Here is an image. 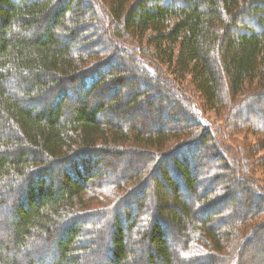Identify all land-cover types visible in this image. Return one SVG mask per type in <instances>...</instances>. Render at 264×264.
<instances>
[{
  "label": "trees",
  "instance_id": "obj_1",
  "mask_svg": "<svg viewBox=\"0 0 264 264\" xmlns=\"http://www.w3.org/2000/svg\"><path fill=\"white\" fill-rule=\"evenodd\" d=\"M186 77L217 108L220 139ZM114 88L119 96L100 101ZM260 104L264 0H0V213L11 221L0 264H35L17 256L58 231L51 264H243L264 242L253 222L264 191L240 175L237 215L244 146L233 155L220 140ZM235 129L231 140L245 131ZM108 158L121 167L100 170ZM172 159L178 167H162ZM218 182L225 196L209 188ZM8 248L16 255L5 258Z\"/></svg>",
  "mask_w": 264,
  "mask_h": 264
},
{
  "label": "rangeland",
  "instance_id": "obj_2",
  "mask_svg": "<svg viewBox=\"0 0 264 264\" xmlns=\"http://www.w3.org/2000/svg\"><path fill=\"white\" fill-rule=\"evenodd\" d=\"M163 70L166 71V69H163ZM189 79H190L189 77H186L187 81H185L186 88H187V92H186L187 95L194 97L193 102H195L196 104L198 103L197 107H198L199 113L197 111V114H199L201 119H204L211 126H213L214 131L216 133V137H219V139H220V137H221V128H219L218 125L223 124V122H221V117L218 114L217 108L216 107L213 108V107L208 106L209 107V109H208L207 107L204 106V101L201 100L202 98L199 96L198 91L191 84V81L189 83ZM117 90H118V88L109 89L107 92H104V93H106L105 95H103V94L101 96L98 95L100 101L106 102V101L115 99V97L113 98V96H119V95H116ZM139 90H141V89H139ZM158 93H159L160 96L163 95V92H161V91L158 92ZM64 94L66 95V93H64ZM118 98H120V97H118ZM124 100L120 99L119 103L123 104V102H125ZM198 100H199V102H198ZM56 102H58V101H56ZM96 102H97V100L95 98L94 101L90 102L91 106H95ZM228 106L229 105H227L226 107H228ZM51 108H53L52 105H51ZM225 109H227V108H225ZM259 111H261V113ZM253 113H254V115L250 114L249 118L246 117V113H245V114H243V116H244L243 120H240V121L238 120L239 122L236 121V123H235V120H234V123L231 124V125H233V124L234 125L235 124L236 125L237 124L240 125L238 127L241 128L242 130H245L244 132H242V133L240 131L236 132V134L233 136V140H231L230 139L231 136L236 131L235 128H238L237 126H233L232 130L229 132V138H224V139L220 140L221 144L225 142V143H227V144L232 146L233 155H234V153L237 154L236 151H235L236 148H239V147L243 148V146H244L243 151L239 152L240 153L239 155H236V160H238V162L240 164V166H237V171L235 172L236 178L233 180L234 181L233 184L235 186L233 190L236 193L239 192L236 195L237 197L235 196L236 199L239 198L238 195L241 193L239 191V189H236V185H238V180H240V177L244 176V175L246 176L245 180H247L245 182L252 183V185L256 184L260 191L261 190L264 191V130L262 132V128L264 129V104H260L257 107L256 111L253 112ZM113 115L115 116V118H117V117H118V119L120 118L119 114L115 113ZM104 116L105 117H109V118H114L112 116L107 115L106 113L105 114L103 113V117ZM152 116H153V114L152 115L143 114L142 118L140 116H137V119L141 120V121H143L145 123V121L146 122H150ZM252 116H254V117H252ZM227 120H229V119H227ZM163 121H164L165 124L167 123L166 119H163ZM246 121L251 124V125H248V126H250V128H253V126H257L256 124H254V122L255 123L257 122V124H259V126H260V127H258L259 129L256 128L257 131H254V129H249V127H247L246 124H245ZM214 123L217 124V125H213ZM216 140H218V138H216ZM227 148L232 150L229 146H227ZM246 148H248L249 150H252L251 153L250 152L247 153V149ZM244 152L247 155V158H249L247 163H245V164H243V161L241 160V159H244L243 155L241 154V153H244ZM199 155H201V153ZM184 159L187 162L186 166H187L188 169H189V163H190L191 166H194V161H193V158H192L191 155L185 154L184 155ZM212 159H214V158H211V160ZM120 161H121V159H119V158H117V159L108 158V159H106L107 164L104 165V163H103V165H101L100 170H105L106 168H107L106 171H111L114 168L118 169V168L121 167V162ZM136 162L138 164H144L145 161L139 160V161H136ZM167 162L169 163V167L167 165L166 166L162 165L163 168L167 167V169L172 170L175 167H178V166H176L174 164V160L173 159L172 160H168ZM218 163H216L215 160H212L211 164H212L213 167H215ZM111 166H112V168H110ZM246 168H247V174H245L246 173ZM128 171L131 172V173L133 172V170H128ZM212 171H213V169H212ZM237 172H239V174H237ZM192 174H193V172H192ZM210 175H215V174H213V173L212 174H206V175L204 174L203 178H205L207 176H210ZM161 176L163 178L162 174H161ZM55 177L58 178V175H56ZM202 179L200 178L199 181H202ZM231 179H233V176H231ZM162 181H164V179H162ZM183 181L184 180H182V182ZM165 184H167V182H165ZM179 184L177 183L178 187H179ZM155 186H156V184H155ZM166 186H168V185H166ZM215 186H217L216 187V193L219 196L220 195L225 196L226 193H224V189H222V187L220 186V182H218L216 185H213V184L210 185L209 188L210 187H215ZM205 188H208V186H205L203 189H205ZM183 189H184L183 190L184 193L186 194L185 195V197H186L185 201L189 202V201L193 200L192 194H190L189 190L185 189V187ZM221 190L223 192H221ZM201 192H202V189H201ZM180 194L183 196V192L180 191ZM20 195H21V193H19V196H15L14 198H12L13 201L11 202V207H12V205H14V200H16V203H18V202L21 203V198H20L21 196ZM243 197H244V200H249L250 199L248 194H246V193L243 194ZM239 199H237V202H236L237 206L235 204V206L238 208V211H239L237 213L238 216H240V214H241V212H240L241 211V209H240L241 202L239 201ZM194 201L192 203H194ZM189 204L191 205V203H189ZM232 206H233V204H231L230 206H226L224 204H220L219 205V207L225 209L227 211V213H231L230 208ZM6 213L7 212L0 213V231L4 233V234L0 233V235H1L0 241L1 240L4 241L5 238H8V239L11 238V236H9V234H8L9 231L6 232V230H2L4 225H8L9 223H11L10 216L7 217ZM228 215H230V214H228ZM227 218H229V216H226V219ZM226 219L224 218L223 220L226 221ZM253 222L256 223V225H260V224L263 225L264 224V216L261 217L258 220L253 221ZM172 230L173 231L170 232L169 235L167 236L168 240L171 239V241L176 240L177 237H178L177 236L178 233L175 231V229H172ZM62 237L63 236H61L60 232L58 231L57 234L54 235L53 241H57L59 239H62ZM261 237L264 238L263 235ZM63 239H65V238H63ZM53 241L52 240H50V241H44V240L43 241H39L37 244L32 246V248H31L32 252L24 254V255H21L20 257L17 256L18 260L21 261V262L22 261L23 262L26 261L27 263L34 261L35 264H47V263L51 264V263H54V262L56 263L57 260H58V258H57L58 256H57L56 248L54 246ZM171 241H170V243H171ZM3 251H4V253H3ZM3 251H2V253L4 254L5 258H8V257L11 258V257L16 255L15 253L10 252L9 248L8 249H4ZM244 253H245L244 261H247V262L243 261V264H264V242L260 243V244L255 242L253 244V246L250 245L249 248L247 247L246 251L244 250ZM94 257L95 256L91 255V258L88 259L89 264H91L95 260Z\"/></svg>",
  "mask_w": 264,
  "mask_h": 264
}]
</instances>
